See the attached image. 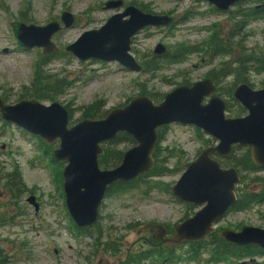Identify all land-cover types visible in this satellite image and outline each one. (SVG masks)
Masks as SVG:
<instances>
[{"label":"rangeland","instance_id":"1","mask_svg":"<svg viewBox=\"0 0 264 264\" xmlns=\"http://www.w3.org/2000/svg\"><path fill=\"white\" fill-rule=\"evenodd\" d=\"M109 1L112 0H0V95L10 104L32 98L25 88H30L35 80L36 65L42 58L50 57L43 74L52 75L60 85H67L54 102L71 111L70 126H73L83 120L86 107L96 102L99 114L105 116L140 96L142 91L156 96V103H160L184 79L194 83L212 72L233 71L236 60L245 53L259 57L264 54V14L249 18L244 28L235 27L249 10L264 5L262 1L246 0L230 12L221 13L214 11L206 0H123L126 5L143 6L154 15L173 14L180 21L174 27L148 28L132 40L131 53L138 61L148 64L153 58H159L158 63L166 66L156 74H149L122 70L118 62L81 61L67 52L66 47L83 33L101 28L117 12L104 8ZM64 12L71 13L76 21L73 27L62 28L54 35L53 42L59 48L55 56H44L41 48L25 49L21 45L17 38L21 24L46 26L53 21L61 22ZM215 29L232 55L213 56L208 42ZM159 44L170 53L168 57L184 54L189 47L194 48V53L181 62L167 63L164 56L154 53ZM247 75L252 88H264V72L247 71ZM234 78V75L226 77L223 86L231 88ZM238 105V102L231 103L228 117L247 114L241 106L245 112L238 115ZM159 134L163 136L158 147L160 157L173 172L145 180L161 182L157 189L148 190L142 181L138 188L109 193L100 221L89 235L79 233L69 215L63 191L65 164L52 162L58 143L45 147L43 141L41 144L33 135L0 117V222H3L0 251L3 257L10 264H163L167 256L173 260L164 264L242 262L241 258L232 256L213 260L207 244L191 247L182 243L172 248V253L163 246L151 245L156 236L153 224L172 228L200 210L173 201L167 186L172 188L187 166L207 147V136H200L196 127L171 124L159 130ZM134 146L123 142L110 149L126 152ZM47 147L51 149L50 155L45 152ZM245 153L246 147L237 151L239 157ZM15 170L21 173L27 188L20 198H15L5 186L6 180H2ZM246 178L242 200L250 192L263 190L264 170L249 173ZM30 195L37 197L38 212L26 200ZM248 226L264 229V201L232 212L215 227L220 234L225 229L239 231ZM254 260L250 264H264V256L256 255Z\"/></svg>","mask_w":264,"mask_h":264},{"label":"water","instance_id":"2","mask_svg":"<svg viewBox=\"0 0 264 264\" xmlns=\"http://www.w3.org/2000/svg\"><path fill=\"white\" fill-rule=\"evenodd\" d=\"M207 1L219 11L227 12L242 0ZM123 7V0H112L104 6L106 10ZM75 21L71 13L64 12L61 22L53 21L46 26L23 23L17 38L27 49L41 48L44 56H50L59 52L53 42L54 35L62 28L73 27ZM174 21L173 17L144 13L130 6L111 16L101 28L83 33L66 51L81 61L118 62L140 73L143 68L130 53L132 38L147 28L168 27ZM165 52L162 44L155 49L156 55ZM215 91L213 80L205 79L178 86L160 103L148 95L138 96L103 118H85L73 126H70L71 111L59 102L46 105L30 98L10 104L0 95V117L48 146L58 143L53 156L65 164L62 172L65 202L72 221L79 228H92L99 221L110 187L136 181L154 169L160 128L181 124L194 126L212 136L217 144L203 149L171 188L175 199L205 206L192 218L177 224L170 239H164L165 226L154 225L157 239L163 240L167 247H176L185 242L198 243L211 236L214 223L236 201L240 174L236 169H222L212 158L214 154L229 157L234 146L249 147L254 164L264 167V88L254 89L247 83L235 88L233 96L247 112L242 117H228L226 102ZM120 134L131 136L135 146L124 152L117 167L102 169L100 157L105 153L104 144ZM27 202L36 212L40 210L36 196H29ZM222 236L236 245L253 244L264 248L263 229L226 230Z\"/></svg>","mask_w":264,"mask_h":264},{"label":"trees","instance_id":"3","mask_svg":"<svg viewBox=\"0 0 264 264\" xmlns=\"http://www.w3.org/2000/svg\"><path fill=\"white\" fill-rule=\"evenodd\" d=\"M264 12L258 11L254 9L249 10V12L247 14H244L243 17H241V20L237 23H235V27L239 29V27H246L247 26V22L249 20V18H259L261 15H263ZM223 39L220 37V35L218 34V32H216V29L214 30V32L212 33L211 38L209 39V48L213 49V56H230L232 55V52L230 50H228L223 41ZM229 40H232V37H229ZM55 56V55H54ZM183 57L180 56V58ZM164 61L167 63H178L183 61L182 59H179L177 57L173 58V57H168V55H165L164 57ZM50 60V57H44L42 58V61L39 62L36 65V69H35V80L34 82L31 84L30 88H25V91H30V97L32 98H36L37 100H39L40 102L43 101H51L54 102L57 98L58 95L62 94L63 91L66 89L67 85H60V81L59 80H55V77H53L52 75L48 76L43 74V71H45V67L48 64ZM235 69L233 71H225V72H229L231 74H234L236 77L237 82L234 83V87L238 84V83H242V82H247L246 81V75H247V71H255L257 73L260 72H264V54L262 56H255L254 54L251 53H245L242 57H240L236 63H235ZM158 70V67H156L155 69H153V71H144L146 73L149 74H156ZM233 91V89H231ZM232 91L229 92L230 95H232ZM140 95H147V93L145 91H142ZM149 96L155 101L157 97L154 95H150ZM6 100V98H4ZM7 101V100H6ZM239 107V113L240 112H245V110L241 107V105H238ZM99 104L98 102H96L95 104H92L88 107H86L84 115H83V119L85 118H93V119H98V118H103L105 116V114L100 113L99 114ZM163 136H161L162 138ZM39 142L42 144V140L38 139ZM123 142H129L132 144H136L134 139L127 135V134H120L117 136L116 139H114L113 141L107 142L104 144V155L101 156L100 158V164L102 167L105 168H115L117 167L123 158V151H118L116 149H110V147L112 145L115 144H120ZM205 143L208 145H210L211 141L210 140H206ZM43 146H47L46 143L43 144ZM50 147V146H49ZM47 147L46 149V154H49L48 151H51V149ZM50 155V154H49ZM154 158H155V167L152 171H150L147 174L142 175L141 177H139L136 181H132L129 183H117L114 186L110 187L108 190V194L111 192H117L119 193H124L128 190H132L134 188H138V185L140 182L145 181L147 178H156V177H162L170 172H173L172 170L168 169L166 167V161H164L163 159H161L160 157V151L159 149H156L155 153H154ZM52 162L57 163V161L55 160V158L52 157ZM250 166L253 165L251 162L248 163V169L247 170H243V172H250L252 171V169L250 168ZM243 179L246 178V176L242 177ZM2 180H6L5 186L9 187L11 192H15V197L18 198L19 196L21 197L27 190L26 185L22 179V175L18 170H15L13 174H9L8 176L4 177ZM145 184L148 187V190L150 189H157L160 185L161 182L158 181H152V180H147L145 181ZM167 189H171L170 187L167 186ZM1 220V219H0ZM3 222H0V225ZM76 228V226H75ZM225 245L228 246L227 243H225ZM218 252V251H217ZM230 254H232V251L230 250H219L218 253H216V255H218L219 259H221L222 257L225 256H229ZM194 258V257H193ZM0 264H10L9 260L4 258L1 251H0Z\"/></svg>","mask_w":264,"mask_h":264},{"label":"flooded vegetation","instance_id":"4","mask_svg":"<svg viewBox=\"0 0 264 264\" xmlns=\"http://www.w3.org/2000/svg\"><path fill=\"white\" fill-rule=\"evenodd\" d=\"M207 1V0H206ZM244 1H246V0H242L241 2H239V3H237L235 6H237V5H240V3H242V2H244ZM254 1H258V2H260V1H262V2H264V0H254ZM208 2V1H207ZM209 3V2H208ZM261 3V2H260ZM210 4V3H209ZM211 5V4H210ZM130 6H134V7H136V8H138V9H140V10H142L144 13H148V14H152L151 12H149V10H147L146 8H144L143 6H138V5H136V4H125V2H124V7L122 8V9H118V10H114V11H117L116 13L118 14V13H122V12H124L125 11V9L126 8H128V7H130ZM212 7H213V9H214V11H216V12H221V13H227V12H230L231 11V9L232 8H234V7H232L229 11H227V12H222V11H219L218 9H216L213 5H211ZM255 10H258V11H261V12H264V5H261V6H256V8H255ZM115 13V14H116ZM154 15V14H153ZM156 15V14H155ZM161 16H165V15H161ZM167 16H169V15H167ZM170 17H173L174 19H175V21H174V24H172V25H170L169 27H174L177 23H179L180 21H178V19L177 18H175L174 16H173V14H172V16H170ZM148 29V28H147ZM146 29V30H147ZM156 29H158V28H156ZM145 31V30H144ZM139 34V33H138ZM137 34V35H138ZM136 35V36H137ZM135 36V37H136ZM134 38V37H133ZM133 38H132V40H133ZM131 49H132V43H131ZM194 51V48L193 47H189L188 49H187V51L184 53V54H180V55H178V56H171V57H173V58H175V57H177V58H179V59H182V60H184L188 55H190V54H192V53H194L193 52ZM180 52V51H179ZM179 52L177 53V54H179ZM131 53V52H130ZM154 53H155V51H154ZM132 54V53H131ZM165 55H170V53L169 52H165V54H163V55H157V56H165ZM183 55V57H181L180 58V56H182ZM133 57H134V55H132ZM217 56V55H216ZM135 58V57H134ZM136 59V58H135ZM153 59H155L154 61H151L150 63H145L144 61H138L137 59H136V61L142 66V68H143V70H142V72H144V71H153V69H155L156 67H158V70L157 71H159L160 69H162V66H166L165 64H160V63H158L160 60H159V58H153ZM163 60H164V58H163ZM238 60V59H237ZM236 60V61H237ZM102 62V61H101ZM236 63V62H235ZM120 65V64H119ZM121 67H120V69H122V70H129V69H127V68H125V67H123L122 65H120ZM129 71H131V70H129ZM231 75H234V74H231V73H229V72H225V71H218V73H210V74H208L204 79H202V80H205V79H212L213 80V82L215 83V85H216V91L214 92L216 95H218L219 97H221L225 102H226V105H227V110H228V108H230L231 107V103H236L237 101L235 100V98H234V96H233V92H234V90L232 91L231 89H233L232 88V86L234 85V83L235 82H237V80H236V77L234 78V82H233V84L231 85V88H225L226 86H223V82H224V80H225V78L226 77H230ZM235 76V75H234ZM199 81H201V80H199ZM246 81L247 82H242V83H247V84H249V85H251V83L249 82V77H248V75H246ZM198 82V81H197ZM195 83V82H194ZM194 83H192V82H190L189 80H187V79H184V81L182 82V84L181 85H192V84H194ZM222 84V85H221ZM239 84H241V83H238L236 86H235V88L239 85ZM181 85H178V86H181ZM177 86V87H178ZM176 87V88H177ZM234 87V86H233ZM226 90H230V91H232V95H230L229 93H226ZM165 97V96H164ZM209 100L207 99L206 101H205V103H207ZM166 127H168V126H165V127H163V128H160V130L161 129H164V128H166ZM191 127H194V126H191ZM197 129V131L199 130V134H201L200 136H207V140H210L211 141V143H210V145H208L207 147H205V148H208V147H211V146H214V145H216L217 144V140L216 139H214L212 136H210V135H208L207 133H205L204 131H202V130H200V129H198V128H196ZM160 135V134H159ZM162 138H161V135H160V140H161ZM207 145V144H206ZM158 147H159V145H158ZM158 147H157V149H158ZM242 148H245V147H242V146H239V145H236V146H234L233 147V150H232V154H231V156H229V157H224V156H222V155H218V154H214L213 156H212V158L213 159H215V160H217L219 163H220V165H221V167H222V169H224V170H227V169H236L237 170V172L240 174V178H241V180H240V182L237 184V186H236V189H235V196H236V201H235V203L234 204H232V206H230V208L226 211V213L224 214V216L223 217H221L217 222H215L214 223V225H213V228H214V233L211 235V236H208V237H206L203 241H201V242H198V243H191V242H185V243H188L187 245H189V246H191V247H195V246H201V245H204V244H207V249L210 251V253H211V255L213 256V260H224V258H226V256L225 257H222L221 259H219L218 257V255H216V253H218L219 252V250H231L232 251V254H230L228 257H236V258H241V260H242V262H240L239 264H242V263H246V264H250V263H253V261L255 262V258H256V255L257 256H264V248H262V247H259V246H257V245H253V244H249V245H236V244H233V243H230L229 241H227L223 236H222V233L224 232V231H226V230H228V229H225V230H222L221 232H220V234H218V233H216V227L215 226H217L219 223H220V221L222 220V219H224L227 215H229V214H231L232 212H235V211H237V210H244V209H246V208H248V206L249 205H255V204H260L261 202H263L264 201V188H263V190L261 191V192H250L249 194H247V196L248 197H246L244 200H242V194H243V185L245 186V182H246V180H247V178H245V179H243L242 177L243 176H246L247 174H249V173H257V172H260V171H262V170H264V167H258L257 165H255L254 164V162H253V160H252V156H251V149L249 148V147H246V153L244 154V155H242L241 157H239L238 156V154H237V151L239 150V149H242ZM104 155V154H103ZM101 158V157H100ZM249 162H251L252 163V165H253V168H252V166H250V168L252 169V171H250V172H243V170H247L248 169V163ZM62 164V163H61ZM188 167V166H187ZM101 168L102 169H108V168H105V167H102L101 166ZM63 172V171H62ZM14 172H10V173H8V174H6L5 175V177L6 176H8L9 174H13ZM3 179V178H2ZM14 194V197H15V192H13ZM31 196V195H30ZM29 197V196H28ZM27 197V198H28ZM16 198V197H15ZM19 198H20V196H19ZM27 200V199H26ZM38 201V200H37ZM173 201H175V202H181V203H185V202H182V201H180V200H177V199H175L174 197H173ZM186 205H188V207L190 208V209H192L195 205H193V204H191V203H185ZM205 205H203V206H200V207H198V206H195V207H198L199 209H201V208H203ZM199 210H197V212H198ZM196 212V211H195ZM196 212V213H197ZM195 213V214H196ZM100 218H101V213H100ZM100 218H99V221H100ZM190 218H192L191 216H189V218L188 219H190ZM187 220V219H186ZM99 221L92 227V228H79V227H77L76 226V230L79 232V233H85V234H91L90 232H91V230L93 229V228H95V226L99 223ZM185 221V220H184ZM184 221H182V222H184ZM182 222H180V223H182ZM180 223H178V224H180ZM154 225L155 224H153V227H154ZM157 225H160V224H157ZM177 224H175L172 228L170 227V225H163V226H165V228H166V235H165V237H164V239L166 240V239H170V238H172L173 236H174V234H175V230H174V227L176 226ZM248 227H252V226H248ZM244 228H247V227H244ZM243 228V229H244ZM252 228H258V227H252ZM243 229H241V230H239V231H234V230H230V231H233V232H241ZM258 229H263V228H258ZM156 230V229H155ZM264 230V229H263ZM151 243V245L152 246H156V247H158V248H160L161 246H163V247H165V249H167L169 252H173V250H171L172 248H175V247H167V245H166V243H164V241L163 240H158L157 239V230H156V236H155V241H151L150 242ZM225 243H227L228 244V246L227 245H225ZM181 245V244H180ZM210 246H211V248H210ZM177 247V246H176ZM218 251V252H217ZM170 257L169 256H167V257H165L164 258V260L162 261L163 262V264L164 263H171L172 262V258L170 259ZM138 262V260H134V263H137Z\"/></svg>","mask_w":264,"mask_h":264}]
</instances>
